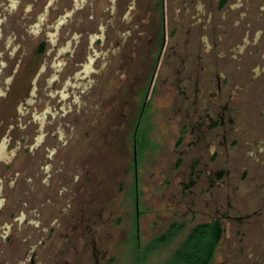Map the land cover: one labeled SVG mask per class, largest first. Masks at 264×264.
<instances>
[{
    "label": "flooded vegetation",
    "instance_id": "1",
    "mask_svg": "<svg viewBox=\"0 0 264 264\" xmlns=\"http://www.w3.org/2000/svg\"><path fill=\"white\" fill-rule=\"evenodd\" d=\"M144 13L152 31L149 52H138L133 41L126 54L125 38ZM188 53L211 78L203 91L208 103L226 95L217 117H225L239 91L263 102L264 0H0V264L73 262L75 245L60 240L75 231L61 225L59 213L66 211L62 201L72 200V209L76 203L77 178L69 163L81 133L69 114L79 94L86 100L109 97L115 75L105 69L111 65L119 68L120 84L113 83L118 92L123 68L135 64L130 71H148L132 129L138 169L140 154L153 146L147 119L160 65L168 60L173 67V57L185 64Z\"/></svg>",
    "mask_w": 264,
    "mask_h": 264
},
{
    "label": "rangeland",
    "instance_id": "2",
    "mask_svg": "<svg viewBox=\"0 0 264 264\" xmlns=\"http://www.w3.org/2000/svg\"><path fill=\"white\" fill-rule=\"evenodd\" d=\"M146 14L125 38L126 54L134 48L133 41H137L138 52H149L147 37L152 31ZM188 54L185 64L173 57V67L167 60L158 70L147 119L153 146L142 153L137 182L132 169V129L141 103L139 85L148 71H130L134 63L126 72L123 68L118 92L113 83H118L119 68L111 65L105 71L115 79L109 81V88L99 86L105 92L108 89L109 97L86 100L79 94L78 103H73L69 115L81 133L75 139L76 159L69 163L77 178L76 203L72 209V200L62 201L66 211L59 213L61 225L75 231L70 239L60 240L75 245L72 264H134L135 210L140 212L142 245L173 222L186 224L171 243L151 253L146 264H161L192 226L213 217L223 218L225 234L212 264H255L254 258L264 261V114L257 116L264 101H253L246 90L239 91L241 98L229 102L225 117H217L216 112L224 110L226 95L216 104L208 103L206 88L211 78L203 77L201 64L196 66L194 56ZM32 66L29 63L27 68L32 71ZM28 74L25 70L22 76L24 86ZM255 104H260L258 109ZM70 259L72 255L67 256Z\"/></svg>",
    "mask_w": 264,
    "mask_h": 264
},
{
    "label": "trees",
    "instance_id": "3",
    "mask_svg": "<svg viewBox=\"0 0 264 264\" xmlns=\"http://www.w3.org/2000/svg\"><path fill=\"white\" fill-rule=\"evenodd\" d=\"M145 139L146 138L143 135L140 148L145 146ZM140 155H142V153ZM140 165L141 163L139 161L138 169H136L135 164L132 167L135 172L136 182ZM134 197L135 201L139 204V198L135 191ZM138 213L140 212L135 210L136 224L135 231L132 236L134 246L131 248V253L134 259V264H146L148 256L171 243L184 229L186 224L173 222L164 232L151 239L146 245H142L140 235H138ZM224 234L225 226L222 217H213L209 221L195 224L189 229L188 233L185 235L175 251L161 264H212L215 260L218 247L224 237Z\"/></svg>",
    "mask_w": 264,
    "mask_h": 264
}]
</instances>
